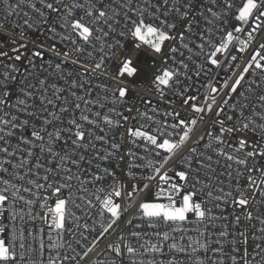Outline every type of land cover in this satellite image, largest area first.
Here are the masks:
<instances>
[{
  "label": "snow or ice",
  "instance_id": "1",
  "mask_svg": "<svg viewBox=\"0 0 264 264\" xmlns=\"http://www.w3.org/2000/svg\"><path fill=\"white\" fill-rule=\"evenodd\" d=\"M23 2V0H21ZM117 0H112V3H103L102 6H98V0H84V3L78 2V0H72L71 4H63L62 0H53V2H47V0H40L43 8L47 9L49 13H57L58 19L60 21L59 26L64 29L67 35L57 33L54 26H50L46 29L48 33L53 36L59 35L62 40H66L72 46L74 53L78 54L76 59L72 60L73 64H78L80 56L87 52L88 57L93 56L92 51H87L88 47H91L94 51L101 53V57L98 62L89 64L87 62L79 64V67L84 70L85 73L96 72L97 70L102 71L105 75L111 73L112 79L117 81L116 87L112 90L113 98L110 101L111 104L115 105L117 103H123L130 94V87H135L137 81L140 80L142 76L147 75L149 71L152 72L151 84L155 91L158 92L161 97L165 95V89H171L174 83H179L180 68L187 69L188 65L184 63L183 60L179 62V66L176 65L175 60L172 62V66L169 64V56L174 57L178 48H189L188 44L184 43L186 35L192 31V19L198 12L197 3L198 0H160L156 4H151L150 0H145L148 8L154 9L152 13V19L145 17L144 13L147 10L144 7L133 8L134 0H121L118 4V8L114 7ZM212 7H208L206 12L208 15L204 16L205 24L214 25L217 21L220 22L221 27L217 29L223 33L222 38L219 43L213 41V34L211 29L207 31L201 30L198 32L199 42L195 44V47L200 50L206 63L208 65L218 67L221 61L217 58L218 54H230V46H233L234 41H238L240 47L237 51L244 52L249 44L254 39V35L258 33L262 28H264V0H240L239 3H235L234 0H211ZM0 5H2L6 11V15L11 16L16 13V9L20 7V4H13L11 0H0ZM57 5H62V7H57ZM34 12H38L39 17L44 22H47L49 17L45 16L44 11L36 7L35 4H29ZM219 8L220 11L217 12L215 9ZM80 9L83 11V15L76 14L73 10ZM118 9H123V28L117 33L115 24L120 23L117 19L120 17L121 12ZM174 14L173 19L179 17L181 21L184 22V27L182 31L177 32V25L175 23L169 22V15ZM203 15V13H199ZM27 15V13H25ZM31 19V18H29ZM232 20L235 23L232 25V30H226L223 25ZM28 28H32L34 24H39L40 21H34L29 23L28 20L24 22ZM250 29L247 31V39L239 40V37L235 36L234 33H244L245 29ZM23 35V33H21ZM114 36L122 38L123 41L130 44L122 43L121 39H114ZM168 41H178L179 44L173 45L169 48L168 54L164 53L166 47V42ZM21 48L26 47V45H20ZM42 47V45H40ZM120 49L121 54L116 56V50ZM49 51L55 53L57 56L63 55L67 59L71 53L65 51L60 52L55 47H49ZM14 57L16 61H20L22 54L18 52ZM143 53H149L153 57L151 69L147 66H142L139 63V57ZM7 53H0V56H6ZM34 57H41L42 53L39 51H34L32 53ZM113 57L116 59V66L114 69L105 67L106 60H110ZM156 58H160L161 64L163 66H156ZM232 60H236V56H231ZM11 72L2 73L3 79L0 80V111H4V117H0V153L4 157H15L16 151L23 153L24 148L20 145H30L31 147L27 150V157H33L35 154L31 150L32 148L39 147L41 153H47L52 156V160H48L47 156L43 157L47 164H41V157H36L35 163H30L29 159L21 158L19 163H12L9 159H0V171L7 173L9 171L8 167L5 165H10L12 169H25V175L29 178L27 179V184L33 186L38 191L31 192V188L23 187L21 188L15 183H12L8 179H0V183L4 185L0 188V214H3L5 206L8 204L10 196L13 200L19 199L25 204L31 206L33 201L31 199H25L24 196L20 195L21 191L25 193L31 192L33 196L40 199V208H46L47 211L44 212L41 219L44 220L47 231L49 234V240H53L52 234L63 241L65 232H72V229L67 227L69 222V217L74 214L69 211V204H76V200L73 199L71 191L67 197L64 196L65 189H71L72 180L75 179L80 185L78 191L88 193V195L78 196L77 199L80 201H86L87 207L89 209L95 208L96 211L91 217L93 221V227L90 228L87 221L81 226L76 225L77 231L82 228L83 231L80 232L81 239L87 240L88 237L84 233H95L94 239L91 241L90 246L81 243L80 240L76 242L80 244L83 249L81 253H77L79 260L83 261L89 256V253L93 251L96 247L99 239L103 238L106 234L111 233L115 230V227L119 223H123L122 217L129 211L132 206L135 196L139 192H143L150 189L148 183H144L142 186L139 184H132L129 188L124 184V182L116 177V173L109 169H102L104 175L100 174V171L89 172L88 179L85 180L81 175L75 174L73 168H69L66 165L70 162L77 171H79V164L74 158L75 151L69 152L67 145H71L72 149L84 148L87 149L88 145L91 144L89 137L92 136V132L84 130L80 122H84L87 125H97L96 119L89 118L88 115L81 113L79 116V121L77 119H69L66 128H56L55 131H47V125L51 124L53 120H60L61 117L57 116L56 113L48 111L45 107V103L52 105L53 101L51 99L45 102L44 98H40L41 110L47 112V117H52L49 120L47 117L43 118L42 124L37 126L32 125V131L30 137H26L23 134V130L27 129L29 126V119H19L17 115L5 111L4 109L9 106L8 98L11 96L12 91L10 88V82H16L17 77L12 73H16L19 70L14 65H8ZM57 69L61 66L58 63L56 65ZM198 68L203 67L202 65H197ZM251 69L256 71L253 75L264 74V43H261L257 49L253 51L250 59L246 62L245 66L240 70L239 74L236 76L234 81L229 85L225 84L228 89L226 95L231 97L232 94H237L244 97L247 100L246 92H238V89L242 86V82L245 80L246 74L249 73ZM199 74V73H197ZM26 83V81H24ZM40 85L43 87L45 85L44 80L39 81ZM77 86L76 81H73L71 87L75 88ZM29 88L32 85H28ZM56 93L62 91L56 85H51ZM107 91V89H105ZM184 91H187L185 89ZM218 89L211 88V92L215 93ZM252 88L249 87L247 92H251ZM27 98V99H25ZM33 98V93L25 89H21V95L17 96L14 104L11 107L18 113H23L26 117L33 118L35 113L29 111L34 105L28 103L29 99ZM59 99V96L56 97ZM78 100H83L85 105L91 103L90 101L84 99L83 97H77ZM106 100L107 97H104ZM257 101L261 108H264V93L257 94ZM216 98L212 96V103L207 105V110L212 111V105L215 104ZM183 103L188 104V100H184ZM228 104L229 101L226 99L223 102ZM193 110L197 113L204 112L203 107H198L192 105ZM240 109L239 119L237 123L232 126H225L224 120H219L220 124V134L216 135L213 139L216 141L217 145H223L225 143L224 136L226 134H232L234 132H245L248 130L257 131L264 135V112H257L255 110L256 105L246 104L241 101L238 105ZM251 107L253 110L249 115H245V109ZM75 108L79 110L81 105L77 103ZM61 112L68 111V109L61 108ZM114 115L120 116L121 113L110 109ZM127 111L132 112V108H128ZM138 111V110H137ZM223 108H220L216 112V116L219 117ZM95 117H100V113H94ZM168 116H172L175 123L172 124H161L160 121H156L152 116L147 113L140 112L139 116L147 121H152L157 125H160L153 133L143 130V125L141 128L134 129L129 127L126 129L127 136L130 138L131 143H136L137 141L143 142V149L145 152H154L155 156L162 157L156 166L153 161L149 160L147 163L148 169L152 174L147 175L144 179L148 181L159 180L161 183L155 185V192L150 199H145L136 205V213L133 215L132 219L127 220L128 226L131 227V231L128 233L129 237L135 239L139 243V247L133 246L130 240H126L121 234L120 240L122 243L117 245H108L107 252L111 253V258L108 260L100 259V254H97V259L94 264H125V258H128L127 264H157L155 259L156 255L163 256L164 248L167 247L170 252L175 253H188V249H191V254L197 253L200 249L207 250L208 244L201 239L193 240L192 237H188V245L181 246L176 242L175 237H171L168 231L163 233L154 232L152 236L155 237V242H151L149 239V233L143 231V229H155L158 228L161 223L165 225H172V232H182L186 231L182 225L185 222H189L191 217L192 223L197 225H203L205 230L209 226L215 227L212 221L220 219L221 217L216 216L213 213V208H219L220 203L227 200L228 197H233L232 203L242 209L247 208L249 205V195L247 194L251 189V198H255L257 194L260 197H264V175L260 178L259 183L253 179L251 173L254 171L264 172V169L248 168L249 158L264 157V146L259 144L252 145L245 138L241 137L238 140L237 145L228 144L227 147L233 149L232 152L225 151L222 147H217L212 144H206V148H210L212 152L217 156L223 158L226 162V167L231 169L233 165L241 166L247 172L248 175V185L241 189L239 187V182L237 181L236 192L238 195L234 196L232 192L224 191L222 188L217 189L215 185H210L207 180L211 177H207L206 180H201L200 172L202 169H207L210 165L205 164L204 160L211 161L213 157L211 155L203 156L197 151V147H191L188 151L191 156L184 155L182 149L189 142L193 127L196 125V119H191L190 121L180 118L178 112H168ZM5 117H10L6 119ZM38 118V117H37ZM103 124L107 126H117L124 127L119 120L113 121V119L108 115L104 114L102 117ZM122 119L127 122L129 120L128 116H123ZM228 121L233 120V116L229 115L227 117ZM104 131L103 128L100 129ZM179 130V131H177ZM47 132V138L44 134ZM63 133H67V137L64 139L66 145L63 154L57 153L54 150L53 145L61 140ZM212 137V133L207 134ZM12 138H17L19 143L12 144ZM97 140H103L105 143L107 141L104 137H97ZM123 139V137H121ZM204 137H200L203 140ZM36 142H40L37 144ZM197 145L199 141L195 142ZM94 150L99 153V149ZM111 149L115 151L105 150L103 156H98L99 159H108L113 157L117 152L121 150V145L119 143L113 142L111 144ZM248 149L247 151H245ZM243 153V155H238ZM125 155L135 158V153L131 150L127 151ZM59 157L58 161L55 159ZM175 158V159H174ZM81 161L85 159L83 155L79 157ZM123 160L124 156H120ZM139 159H143L140 157ZM169 161H174L169 165ZM129 168L132 167H142V165H133L130 161L127 162ZM181 163L180 168H176V164ZM30 165V166H29ZM51 165H55L52 167ZM168 165L166 168L165 166ZM43 168L44 176H39V170ZM36 169V171H33ZM163 170V171H162ZM169 172H173V175H169ZM63 173V175H61ZM241 174L240 168L236 169V176L239 177ZM13 177L17 180L24 179V176L17 175L15 172L12 173ZM127 175L130 178L135 179L133 173L129 171ZM223 175V173H222ZM231 177L232 173H226ZM59 177V180L56 177ZM110 177L111 182L109 185L105 186V177ZM31 177H35L32 179ZM43 183H40V180ZM91 186V191L89 189ZM199 186V187H198ZM111 190H108V189ZM186 188H190V191H185ZM39 190H43L44 195L40 196ZM207 190V191H205ZM123 193L124 198L128 201L127 206H123L119 200ZM200 193L207 196L208 201L197 200ZM10 194V195H9ZM94 198V199H93ZM179 198V200L177 199ZM52 201L49 204V201ZM213 203L212 207H208V202ZM79 207V205H77ZM31 215V212H29ZM12 219L15 220L16 216L13 214ZM79 220V217H76ZM246 219L252 220L253 215L249 211L246 214ZM138 221V222H137ZM240 216H236V222L239 223ZM264 224V219L260 221ZM99 225V231L96 232L95 225ZM41 229L39 231H43ZM7 229L5 227H0V234L5 233ZM260 231L264 232V228ZM29 236L33 234L28 233ZM75 235V233H73ZM206 231H201L199 233L200 237H205ZM220 237H226L228 235L225 231H220L218 233ZM241 236L245 238L247 242V234L242 232ZM39 237H35L38 239ZM13 241L15 236H13ZM217 244H221L220 248L213 249L215 252H222L223 245L220 240L216 241ZM65 245L63 242L57 244L55 241L50 245L49 250L54 248H63ZM25 245L23 243V233H21V243L20 248L24 249ZM71 248V244H68ZM260 248V245L256 246ZM44 245L41 243L40 250L43 252ZM235 250V249H234ZM31 251V249H29ZM264 251V249H262ZM151 254V256H150ZM140 257V259H137ZM145 257H150L145 260ZM23 260V254L20 257ZM64 259H75V257H67ZM17 260L15 249L11 246L5 239H0V264H15ZM233 264H236V257L232 258ZM49 264H56V258L50 257ZM163 264V261L160 262ZM168 264H175L174 259L168 261ZM196 264H203V261L197 260ZM215 264V262H213ZM244 264H248L247 251L244 253Z\"/></svg>",
  "mask_w": 264,
  "mask_h": 264
},
{
  "label": "built area",
  "instance_id": "2",
  "mask_svg": "<svg viewBox=\"0 0 264 264\" xmlns=\"http://www.w3.org/2000/svg\"><path fill=\"white\" fill-rule=\"evenodd\" d=\"M11 2L13 4H20V7L16 9V13L11 16L6 15L4 7L0 5V53H7L6 56H0V80L3 79L2 73L6 71L11 72V69L7 67L8 65H14L19 71L12 73L16 75L17 80L16 82H10L12 94L8 98L9 106L4 110L17 115L19 119H29L30 123L28 128L23 130V134L26 137H30L33 124L39 126L42 124L43 118L47 117V112L41 110V97L44 98L45 102L51 99L55 107L47 103H45V107H47L48 111L54 112L57 116L61 117L60 120H53L51 124L47 125V131H55L56 128L69 127V119L75 118L80 122L79 116L81 113L88 115L91 119H96L97 125L95 126L80 122L86 132L88 130L92 132V136L89 137L91 144L88 145L86 150L84 148L72 149L70 144L67 145L69 152L75 151L76 153L74 158L79 164V171H77L75 166L70 162L66 166L73 168V172L81 175L85 180L88 179L89 172L100 171V174L104 175L102 169L109 168L116 173V177L122 180L129 190L130 186L134 183L141 186L144 183L150 185L149 190L136 194L135 200L129 208V211L122 217L123 223L118 222V226L115 227V230L99 239L96 247L89 253V256L83 261H80L77 253H81L83 249L76 241L80 240L81 243L90 246L91 241L95 237V233H84L88 239L82 240L80 232H82L83 229L81 228L80 231H77L76 228L77 224L82 226L86 221L90 228L93 227V221L89 217L95 213L96 209H89L86 201L77 199L78 196L88 195V193L78 191L81 185L75 179L72 180L71 189L64 190L65 197H67L69 191H71L73 199L76 200V204L68 205L69 211L74 214L69 217V222L67 224V227L72 229V232H65L63 241L57 238L55 233L52 234L53 240H49L47 226L44 220L41 219L47 209H41L40 199L31 194V192H37L38 190L27 184V179L29 178L25 175L27 167L25 169H12L10 165H5L4 167H8L9 171L7 173L0 171V179H8L21 188H31V192L25 193L21 191L20 195L24 196L25 199H31L33 201V204L29 206L19 199L13 200L10 196L3 214H0V227H5L7 229L5 233L0 234V239H5L14 247L17 257L15 264H49L50 257L56 258V264H94V261L98 258V253L100 254V259L108 260L111 258L112 254L107 252V247L110 244L117 245L122 243L119 238L121 234L126 240H130L135 247H139V243H143V240L137 242L134 238L128 236V233L132 229L128 226L127 220L132 219L133 215L136 213V205L145 199L152 198L155 192V185L161 183L158 179L155 181H148L144 179V177L152 174L147 167L148 161L151 160L158 166V162L162 157L155 156L154 152H145L142 141L131 143L130 138L127 136L126 129L129 127L138 129L143 125V130L154 134V130L160 126L152 121L142 119L139 116L140 112L147 113L152 116L154 120L160 121L161 124H172L176 122L172 116L167 115L168 112H178L180 118L188 121L196 119L197 123L193 127L190 140L181 151L184 155L191 156L188 149L197 147V151L203 156L211 155L213 157L211 161L204 160V163L210 165V167L201 170V180H206L207 177H211L210 180H207V183L215 185L217 189L222 188L224 191L232 192L234 196L238 195L236 192L237 181L241 189H244L248 185L249 173L247 170L237 165H233L231 169H228L226 163L230 162H226L223 158L217 157L212 150L206 148L205 145L212 144L224 148L225 151L232 152L233 149L228 148L227 145H237L239 138L243 137L252 145L259 144L264 146V135H262L259 130L226 134L223 138L225 141L223 145H217L216 141L213 139L216 135L220 134L221 126L218 122L219 120H224L226 127L237 123L240 113L238 105L241 101L249 105L255 104V110L257 112H264V108L260 107L256 99L257 94L264 93V74L257 73L253 75L256 71L255 69H251L249 73L246 74L245 80L242 82V86L238 89V92H246L248 97L247 100L237 94H232L231 97L227 96L226 92L228 89L225 87V84L230 85L234 81L240 70L250 59L253 51L257 49L261 43H264V28L254 35V39L244 52L237 51L240 44L238 41H234L233 46H230V54H218L217 58L221 63L218 67L214 68L206 63V60L200 53V50L195 47V44L199 42L198 32L201 30L207 31L208 29L212 31L213 41L219 43L223 33L217 31V29L221 27V24L219 21L214 25L205 24L204 16L208 15L206 9L212 7L211 0H198V12L195 16L191 17L193 21L192 31L186 35L184 41V43L188 44L189 48H191V51H189L188 48H178L174 57L169 56L168 66H172L173 60H175L177 66H179L181 60L188 65L187 69L180 68L179 83H174L171 89H165V95L161 97L151 84L152 72L149 71L147 75L142 76L140 80L137 81L135 87H130V94L123 103L113 105L110 101L113 98L112 90L116 87L117 81L112 79L111 73L105 75L100 70L94 73H85L84 70L79 67V64L85 62L89 64L98 62L101 53L88 47L87 51H92L93 56L88 57L87 52H85L80 56L79 63L73 64L72 60L76 59L78 54L73 52L70 43L66 40H62L59 35L53 36L46 31L48 27L54 26L57 33L67 35L64 29L59 26L60 21L58 19V14L49 13L47 9L43 8L40 0H23V2H21V0H11ZM47 2H53V0H47ZM71 2L72 0H62V5L71 4ZM78 2L84 3V0H78ZM120 2L121 0H117L116 4L113 6L118 8ZM157 2L158 0H150L151 4H156ZM160 2L162 3V0H160ZM234 2L239 3L240 0H234ZM103 3L111 4L112 0H98V6H102ZM29 4H35L37 8L44 11L45 16L49 17L48 21L44 22L41 20L38 12H34L28 7ZM62 5H57V7H62ZM132 7L134 9L137 7L146 8L147 10L144 13L145 17L149 19L153 18L152 13L154 9L148 8L147 4H145V0H134ZM118 10L121 12V15L117 18L120 23L115 24L117 33L123 28V14L125 11L123 9ZM215 10L217 12L220 11L219 8ZM73 11L78 15H83V11L80 9H74ZM25 13H27V15H25ZM199 13H203V15ZM173 16L174 14L169 15V22L177 25V32L182 31L184 22L181 21L179 17L173 19ZM25 20H28L29 23H33L34 21H40V23L34 24L32 28H28L24 23ZM233 23L235 22L229 19L228 23L224 24L223 27L231 31ZM249 30L250 29L246 28L244 33H234V35L239 37V40H246L247 31ZM21 33H23V35ZM114 39H121L122 43L130 44V41L125 42L118 36H114ZM22 44L26 45V47L21 48L20 45ZM178 44V41L166 42L164 53L168 54L169 48L173 45L178 46ZM40 45H42V47H40ZM50 46L55 47L60 52L67 51L71 53V55L67 59H65L63 55L57 56L55 53L48 50ZM13 49H17L18 52L22 54L20 61L14 59L17 55V51H13ZM34 51L41 52L42 56L34 57L32 55ZM121 51L122 50L117 49L116 56H119ZM231 56H236L237 59L232 60ZM152 61L153 57L149 53H143L139 57V63L142 66H147L149 69H151ZM58 63L61 66L59 69L56 67ZM197 65H202L203 67L198 68ZM115 66V57L106 60L105 67L114 69ZM156 66H163L160 58H156ZM40 80L45 81L43 87L39 83ZM24 81H26V83H24ZM73 81H76L77 84L75 88L71 87ZM28 85H32V87L29 88ZM51 85H56L58 88L62 89V91L56 93ZM249 87L252 88L251 92H247ZM22 88L33 93V98L28 100L30 105H34L29 109V111L35 113L33 118L26 117L23 113H18L11 107L16 97L21 95ZM211 88H216L218 91L212 93ZM105 89H107V91H105ZM185 89H187V91H184ZM57 96H59V99H56ZM212 96H215L216 102L212 105V111H208L207 105L212 103ZM77 97H83L91 103L85 105L83 100H78ZM104 97H107V99L105 100ZM186 99L188 100V104L183 103ZM226 99L229 101L228 104L223 103ZM77 103L81 105L79 110L75 108ZM192 105L203 107L205 111L197 113L193 110ZM61 108L68 109V111L61 112ZM128 108H132L133 111H127ZM220 108H223V111L221 115L217 117L216 112L219 111ZM110 109L118 111L121 115H114L113 112L109 111ZM252 110L251 107L245 109V115H249ZM94 113H100V117H95L93 115ZM104 114H108L114 122L119 120L124 127H117L115 125L107 126L103 124L101 117ZM229 115L233 116L232 121L227 120ZM123 116H128L129 120L125 122L122 119ZM0 117H4V111H0ZM5 118L9 119L10 117ZM47 118L52 120V117ZM101 128H103L104 131H101ZM208 133H212V137H209L207 135ZM42 134L47 138V132ZM67 135V133H63L61 140L53 145L57 153L63 154L66 147L64 139ZM98 136L104 137L107 143L103 140H97L96 138ZM202 136L204 139L200 140ZM121 137H123V139H121ZM196 141H199L198 145L195 143ZM113 142L119 143L121 145V150L113 157L103 160L99 159L98 156H103L105 150L115 151L111 149V144ZM11 143L15 145L18 144L19 141L17 138H12ZM36 143L39 144L40 142ZM93 145L95 149L100 150L99 153L94 150ZM20 147L25 149L23 153L16 151L15 157H4L3 154L0 153V159L6 158L11 160L12 163H19L21 158H26L30 160V163H35L36 157L39 156L41 157L40 163L45 165L47 161L43 157L47 156L48 160L53 159V157L46 152L41 153L39 147L31 149L35 154L33 157H27V150L31 146L20 145ZM129 150L135 153V158L125 155ZM247 150L248 149L245 151ZM81 155L85 157L83 161L79 159ZM238 155H243V153H239ZM120 156H124V159L121 160ZM140 157H143V159H139ZM55 159L58 161L59 157ZM129 161L133 165L138 164L142 165V167H132L130 169L127 163ZM173 162L174 161H169V165ZM51 166L54 167L55 165ZM181 166V163L176 164V168H180ZM165 167L167 168L168 165ZM247 167L264 169V157L249 158ZM237 168H240L241 172L239 177L236 176ZM33 171H36V169H33ZM129 171L133 173L135 179L127 175ZM13 172L17 175L24 176V179H15L12 175ZM228 172L232 173L231 177L226 175ZM44 174V170L41 168L39 170V176L43 177ZM168 174L171 176L173 172H169ZM61 175H63V173H61ZM251 175L253 179L259 183L264 172L254 171ZM31 178L35 179V177ZM56 179L59 180V177L57 176ZM39 182L43 183L44 181L41 179ZM110 182L111 178L106 176L104 181L105 186L109 185ZM3 187L4 185L0 183V188ZM89 189L90 191L92 190L90 185ZM108 190L111 189L109 188ZM190 190V188L185 189V191ZM251 191L255 190L251 189L247 193L249 195V205L245 209L234 205L232 203L233 197L231 196L228 197L226 201L221 202L219 208H213V213L221 218L212 221L215 227L209 226L207 230H205L203 225L192 223L191 220H194V217H191L189 222H185L182 225L186 230L182 232H172L171 228L173 226L163 223L155 229H143V231L149 233L148 238L151 239V242H155V237L152 236V233H163L168 231L170 234L169 242H171V237H175L176 242L181 246L186 247L188 245L189 240L187 238L189 236L192 237L193 240L201 239L208 244L207 250L200 249L195 254H191V249H188L189 254H185L170 252L168 248L165 247V254L163 256H155L157 264H160L161 261H163V264H168V261L171 259H174L175 264H196L197 260L203 261V264H213V262H215V264H233V257H236V264H244L245 250L247 251L248 264H264V251H262V249H264V232L260 231L261 228H264V224L260 223V221L264 219V197H260L257 194L255 198H251ZM39 194L43 196V190H39ZM177 199L179 200V198ZM197 200L207 202L208 198L203 193H200ZM119 202L123 206L128 205V201L124 198L123 193ZM51 203L52 201L50 200L49 204ZM213 203L216 202H208L207 206L212 207ZM77 205H79V207H77ZM249 211L253 215L252 220L246 219V214ZM29 212H31V215H29ZM13 214L16 216L15 220L12 219ZM238 215L240 216L239 223L236 222V216ZM76 217H79V220H77ZM95 227L96 232H98L100 230L99 225L97 224ZM41 229L44 230L41 232L39 231ZM201 231H206L205 237L199 236ZM220 231H225L228 235L226 237H220L218 235ZM29 232L33 235L29 236ZM242 232L247 234V242H245V238L240 235ZM21 233H23L24 249L20 248ZM73 233H75V235H73ZM13 236H15L14 241L12 239ZM37 236L39 238L35 239ZM217 240L222 242L223 251L214 253L212 251L213 249L221 247V244L216 243ZM53 241L57 244L63 242L65 246L63 248L57 247L50 251L49 247ZM41 243L44 245L43 252L40 250ZM69 243L71 244V248L68 247ZM257 245H260V248H257ZM29 249H31V251H29ZM22 254L23 260L20 259ZM65 256L69 258L75 257V259H64ZM148 258L150 257H145L144 259L147 260ZM137 259H140V257H137ZM127 260L128 258H125V264H127Z\"/></svg>",
  "mask_w": 264,
  "mask_h": 264
}]
</instances>
